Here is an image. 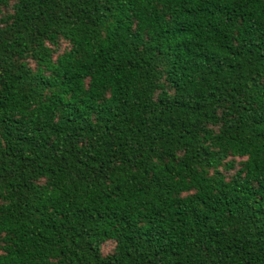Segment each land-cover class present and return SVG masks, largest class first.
<instances>
[{"label":"trees","instance_id":"1","mask_svg":"<svg viewBox=\"0 0 264 264\" xmlns=\"http://www.w3.org/2000/svg\"><path fill=\"white\" fill-rule=\"evenodd\" d=\"M259 13L0 0V264H264Z\"/></svg>","mask_w":264,"mask_h":264},{"label":"clouds","instance_id":"2","mask_svg":"<svg viewBox=\"0 0 264 264\" xmlns=\"http://www.w3.org/2000/svg\"><path fill=\"white\" fill-rule=\"evenodd\" d=\"M104 3V0H98V5ZM125 3H127V0H125ZM100 11H103V9L101 8ZM210 19H217V17H212ZM258 19L261 22V24H257L256 23V19L253 18L250 20V24L255 25V27H253L250 30V34L251 32L257 31V29L259 30V32L264 33V13H259L258 14ZM261 39H264V35H262L260 37ZM257 43H259V40L257 41ZM262 51H264V48L261 49ZM188 61H190L191 63H196V53L193 52L189 57H188ZM9 95L8 91H6L2 86H0V99H4V97H7ZM64 99L68 100L71 99V96H65ZM28 103H31L33 105V111H35L37 108L41 107V104L39 101H35L33 100L32 97H29V101ZM21 109L19 108L18 102L16 100V98H12L10 100H8L6 102V106L0 107V118H3L5 115L7 116H12L14 115L16 112L20 111ZM119 210V209H118ZM140 212H144L145 209L144 208H140L139 209ZM141 227L146 226V225H139ZM129 251L133 252V256H138L139 255V251L138 250H134V249H128ZM127 264V262H126Z\"/></svg>","mask_w":264,"mask_h":264},{"label":"rangeland","instance_id":"3","mask_svg":"<svg viewBox=\"0 0 264 264\" xmlns=\"http://www.w3.org/2000/svg\"><path fill=\"white\" fill-rule=\"evenodd\" d=\"M62 47H66V44H63ZM65 49V48H64ZM240 161V159L237 160V162ZM114 248V244L113 243H108V244H105L103 246V252L106 254L108 252H111Z\"/></svg>","mask_w":264,"mask_h":264}]
</instances>
